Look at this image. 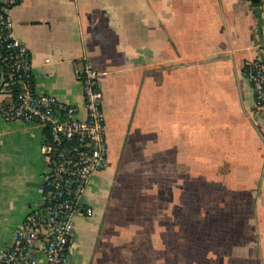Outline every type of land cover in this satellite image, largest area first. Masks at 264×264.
I'll return each instance as SVG.
<instances>
[{"label": "crops", "instance_id": "crops-1", "mask_svg": "<svg viewBox=\"0 0 264 264\" xmlns=\"http://www.w3.org/2000/svg\"><path fill=\"white\" fill-rule=\"evenodd\" d=\"M9 17L39 94L80 107L75 70L100 74L108 167L67 264H263L264 112L243 70L264 48V0H22ZM45 138L0 116V252L42 196ZM126 186L148 233L141 213L125 224Z\"/></svg>", "mask_w": 264, "mask_h": 264}, {"label": "built area", "instance_id": "built-area-1", "mask_svg": "<svg viewBox=\"0 0 264 264\" xmlns=\"http://www.w3.org/2000/svg\"><path fill=\"white\" fill-rule=\"evenodd\" d=\"M22 0H0V116L5 122L35 124L46 132L40 152L46 169L42 196L0 252V264H67L76 215L90 217L82 203L91 178L108 167V140L102 110L100 74L90 64L75 70L81 86L80 107L39 94L28 48L14 36L9 11ZM244 77L251 85L254 107L264 112V48L247 62ZM264 264V262H263Z\"/></svg>", "mask_w": 264, "mask_h": 264}, {"label": "rangeland", "instance_id": "rangeland-1", "mask_svg": "<svg viewBox=\"0 0 264 264\" xmlns=\"http://www.w3.org/2000/svg\"><path fill=\"white\" fill-rule=\"evenodd\" d=\"M129 175H133V174H129ZM128 175V176H129ZM126 180L129 182V183H131L132 185H136L137 184V180H138V177H131V176H129V177H126ZM126 188H128V190L130 191L127 195L128 196H126L127 197V200L128 201H130L131 203H129V202H127V203H129L128 204V206H129V208L128 209H124V210H126V212L128 211V213H127V220L125 221V224L127 225V227H128V230H130V229H132V227L134 226V224H135V220H136V216H138L140 213L142 214V217H143V219H144V226H145V228H144V232L145 233H148L150 230H149V225H148V222H149V219H150V212H151V210H150V208L148 207V208H146V209H132L135 205L134 204H132V203H136L137 205H140L139 204V201H140V196H139V194L137 193V192H135L134 190H131L128 186H126ZM125 197V198H126ZM130 205H133L132 207H130ZM149 206V205H148ZM128 214H130V215H128ZM125 216V217H126ZM148 220V221H147ZM131 232V231H130ZM129 231H128V233H130ZM147 245H149V242L146 240L144 243H143V246H144V248H146L147 247ZM144 254H145V251H144ZM147 254V253H146ZM144 255L143 256V258H141L142 259V264H149V263H145V262H148L149 260H150V256H149V254H147V255ZM137 259V262H138V258H136ZM130 260H132V261H130ZM127 261H128V263L127 264H134V262L136 261L135 260V258H133V257H129V258H127Z\"/></svg>", "mask_w": 264, "mask_h": 264}, {"label": "water", "instance_id": "water-1", "mask_svg": "<svg viewBox=\"0 0 264 264\" xmlns=\"http://www.w3.org/2000/svg\"><path fill=\"white\" fill-rule=\"evenodd\" d=\"M259 0H253L254 3L258 2Z\"/></svg>", "mask_w": 264, "mask_h": 264}]
</instances>
